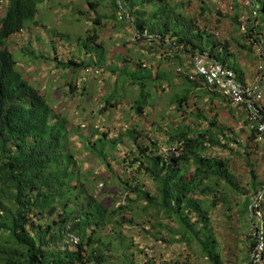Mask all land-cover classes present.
<instances>
[{
	"label": "trees",
	"instance_id": "obj_1",
	"mask_svg": "<svg viewBox=\"0 0 264 264\" xmlns=\"http://www.w3.org/2000/svg\"><path fill=\"white\" fill-rule=\"evenodd\" d=\"M48 1L0 0V11L6 2L0 15V264H173L145 254L124 232L142 226L144 236L154 243L184 245L197 249L210 264H226L213 212L222 204L234 210L230 200L239 195L245 201L236 198L237 213L244 221L248 218L242 261L247 264L256 245L254 206L264 214V177L258 176L254 160L264 155V148L257 142L251 113L208 85L190 62L207 54L247 84L237 56L244 50L255 56L252 82L261 75L264 86V74L257 70L261 56L256 53L258 44L264 49V0H253L258 16L245 31L242 0H226L233 9H222L213 0H99L110 2V16L100 15L90 4L97 14L95 25L103 18L126 23L131 43L145 55L159 56V66H147L140 58L124 59V68L110 67L105 44L92 29L79 40L89 57L56 58V67L72 74L89 67L118 73L124 83L139 89L131 106L139 119H147L156 91L173 87L171 104L184 118L168 128L161 121L153 122L149 131L134 124L116 137L97 131L86 139V151L115 173L122 186L125 204L113 208L89 194L68 119L26 79L8 45L16 34L33 26L39 30L37 18ZM188 4H193L194 13H186ZM165 64L170 71L160 68ZM114 102L112 93L103 111L115 107ZM258 110L264 119V103ZM121 147L123 156L113 155ZM166 148L175 152L167 153ZM213 149L226 156L211 155ZM234 161L247 169L245 176L234 172ZM142 178L154 184L153 191Z\"/></svg>",
	"mask_w": 264,
	"mask_h": 264
},
{
	"label": "rangeland",
	"instance_id": "obj_2",
	"mask_svg": "<svg viewBox=\"0 0 264 264\" xmlns=\"http://www.w3.org/2000/svg\"><path fill=\"white\" fill-rule=\"evenodd\" d=\"M215 2L216 0L212 1L213 4ZM64 3H66V0H49L47 5L41 7L40 15L37 18L39 22V30L37 31L40 32V29H44L46 34L51 36L53 41H56L54 45L43 41L38 43L37 48L34 49L36 55L41 54L46 59H35L36 57L26 56L24 53L16 51V45L10 46V49L19 61V70L26 79L32 85L41 89L43 94L48 95V102L52 104L58 113L68 119L73 149L77 153L79 167L86 175L83 182L90 188L89 194L106 208H113L125 204L122 186L119 184L115 173L110 172L101 160L86 151V139L92 138L93 133L97 131L99 134L107 132L110 137H116L119 131L126 127L131 128L134 124H139L143 130L149 131L153 122L161 121L168 128L172 123H181L184 118L180 117L181 115L177 112L176 107L171 104L174 92L168 87L164 86L165 89L161 88L156 91L153 107L148 108L146 112L147 119H139L133 117L136 114L131 108L133 101L139 96V89L124 83L118 73L115 75L111 73L110 68L100 67L102 68V75L89 79L83 76L82 70L77 71L75 74L57 70L55 58L67 59L68 56L78 58V55H80L79 49L81 50L77 44L78 39H86L92 29L98 32L106 44L107 63L110 67L119 66L123 59L131 62L141 58L147 66L153 67H157L160 63L159 56L147 53L145 55L140 48L136 49V46L132 47V51L116 48L118 42H125L127 38H116L113 34L115 31L123 33V30L127 28L126 23L106 22L103 18L100 25H95L94 23L88 24L82 19L76 21L74 16L61 18ZM5 5L6 2L0 11V15L4 13ZM187 7L186 13L191 14L196 11L193 4L192 8H190V4ZM82 9L84 10L83 7ZM98 12L101 15L110 16L112 14V11L106 5L100 7ZM104 21L106 25H104ZM63 33H68L71 40H65ZM55 34H58V36L56 37ZM124 44L128 46L131 43L126 42ZM50 46L56 47L58 53L60 51V56L55 57ZM233 47L236 48L235 44H233ZM82 52L84 51L82 50ZM245 52L242 50L241 53H237L238 61L251 73L252 70H255V56ZM72 53L74 55H70ZM66 54L68 56L65 57ZM30 63L32 64L30 65ZM33 66H35V69H32ZM73 86L76 88L75 91H73ZM112 93L116 94V102L113 103L115 107L110 108L109 111H103L106 105L105 98ZM119 150V152L113 151V155L122 157L125 148L121 147ZM209 153L217 157L226 156L220 149H213ZM254 160H258L256 171L258 176L263 178L264 155H261L260 159L255 157ZM111 161L114 164L112 158ZM233 170L240 176H245L247 173V169L236 161L233 162ZM142 182L149 190H154V184L149 179L142 178ZM236 198L241 204L245 201L243 196L239 195ZM236 198L232 196L230 200V206L234 210H230L228 206L222 204L213 212L214 227L220 242L221 254L226 264H243L242 261L246 257L243 241L245 235L248 234V230L246 231L245 228L248 226V218L245 221L240 219L235 203ZM254 220L256 224L264 222V214L261 217H254ZM144 228L146 226L137 229L127 228L124 232L131 240H134L135 244L140 246L145 254L166 263L210 264L205 258L201 257L197 249L188 250L184 245H164L152 242V240L147 239V236H144L146 235L143 232Z\"/></svg>",
	"mask_w": 264,
	"mask_h": 264
},
{
	"label": "built area",
	"instance_id": "obj_3",
	"mask_svg": "<svg viewBox=\"0 0 264 264\" xmlns=\"http://www.w3.org/2000/svg\"><path fill=\"white\" fill-rule=\"evenodd\" d=\"M209 2L211 0H204ZM218 7L233 9L232 4H227L226 0H216ZM244 8L241 11L242 30H246L258 16V6L253 0H242ZM216 36L221 37L222 33L216 31ZM256 53L261 56V60L257 64V70L260 74H264V49L258 44ZM191 68L195 74L202 77L205 82L213 87L218 88L226 95L234 105L245 107L251 113L253 121L252 128L256 131L257 142L264 148V119L259 114L258 108L264 103V86L261 85V75L255 82L243 84L237 79L236 73L226 65L209 58L207 54L196 55L191 58ZM85 78H96L102 75V70L89 67L82 70ZM165 152H175V148H166ZM256 213L254 217H261L262 213L254 206ZM254 238L256 245L254 246L250 259L247 264H264V222L254 224Z\"/></svg>",
	"mask_w": 264,
	"mask_h": 264
},
{
	"label": "crops",
	"instance_id": "obj_4",
	"mask_svg": "<svg viewBox=\"0 0 264 264\" xmlns=\"http://www.w3.org/2000/svg\"><path fill=\"white\" fill-rule=\"evenodd\" d=\"M48 3V2H47ZM47 3H45L44 5H47ZM90 4H93L94 7H98V9L104 5L108 6L110 8V2L109 1H105L101 4H99V0H66V3H64L62 5V11H61V18L62 17H65V16H74V19L76 21H80V19L84 20V22L88 23V24H93L94 23V20L97 19V14L95 12H93L91 10V5ZM82 7L84 8V10L82 9ZM111 10V9H110ZM112 11V10H111ZM99 13V12H98ZM40 15V14H39ZM101 15V14H100ZM112 15V14H111ZM102 16H108V15H102ZM59 17V18H60ZM53 18V17H52ZM58 18V19H59ZM103 20V19H101ZM106 20V22H113L115 20L113 19H104ZM101 23V22H100ZM104 25H106L105 21H104ZM44 27V26H43ZM90 27V26H89ZM35 26H33L32 28L30 29H27V31H25L24 33H21V34H16L15 36H13L9 42H8V45L9 47L10 46H14L16 45L17 47H15L16 51L18 52H22L24 53L26 56H32V57H36L35 59H37V56H42L41 54H35V50L38 46V43H42L43 41H45L46 43H51L53 42L52 40V37L49 36L48 34H46V32L44 31V29H40V32L36 31L35 29ZM98 33V32H97ZM65 34H68V33H65ZM99 35V34H98ZM114 37L116 38H122L124 39V37L127 38V40L125 42H118L116 44V48L117 49H120V50H124V51H132V47L133 46H136L135 48L136 49H139V46H137L136 44L134 43H131V40H132V31L130 28H126L123 30V33H121L120 31H115V33L113 34ZM65 40H71L70 36L69 37H65ZM80 38L78 39V46H80V48L84 49V52L81 53L80 52V55H78V58L75 57V59L77 60H86L89 55L87 54V49L84 48V43L82 41H79ZM103 42V40L101 39L100 37V41L99 43ZM128 42L131 43L130 45H125L124 43ZM104 43V42H103ZM54 44H56V41H54ZM53 44V45H54ZM105 44V43H104ZM50 48H52L53 52H54V55L55 57L57 56H60V51L58 53V50L56 47H53V46H50ZM105 49H106V44H105ZM48 50V49H47ZM46 50V51H47ZM80 51V49H79ZM13 52V51H12ZM35 52V53H34ZM38 53V52H37ZM106 53H107V49H106ZM70 55H74L73 53L70 54ZM68 56V54L65 55V57ZM108 56V55H107ZM72 56H68V58L66 59H61V58H58L59 60H68L69 58H71ZM73 58V57H72ZM56 59V58H55ZM124 60V59H123ZM123 60L121 62H123ZM37 61V60H36ZM108 61V60H107ZM106 61V63H107ZM42 63V62H41ZM24 64V63H23ZM32 63H30L31 65ZM108 64V63H107ZM160 64V63H159ZM120 67L124 68V65H122V63H120L119 65ZM159 66V65H158ZM24 67V66H23ZM243 67V66H242ZM57 68V67H56ZM161 69L163 70H166V71H170L171 70V67L167 64H165L164 66L161 65L160 66ZM32 69H35V66L32 67ZM247 68H244L243 67V70H244V82L245 83H249V82H252L254 80V76H255V72L252 70V72H248L246 70ZM57 70H62V69H58ZM65 72L67 73H71L67 70H64ZM247 71V72H246ZM39 76V75H38ZM37 76V77H38ZM179 84V82H176L175 83V87H177ZM166 86V85H165ZM170 89H174L173 87H168ZM173 98V97H172ZM193 101V100H192ZM193 107V106H192ZM194 109V107H193ZM137 116V115H136ZM134 118H137L135 116H133Z\"/></svg>",
	"mask_w": 264,
	"mask_h": 264
}]
</instances>
